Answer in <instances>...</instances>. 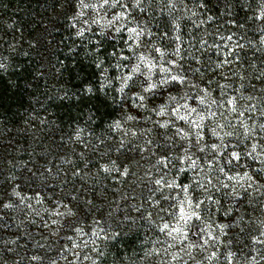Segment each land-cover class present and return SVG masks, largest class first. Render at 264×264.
<instances>
[{"label": "trees", "instance_id": "obj_1", "mask_svg": "<svg viewBox=\"0 0 264 264\" xmlns=\"http://www.w3.org/2000/svg\"><path fill=\"white\" fill-rule=\"evenodd\" d=\"M84 4L0 0V264H264V0Z\"/></svg>", "mask_w": 264, "mask_h": 264}, {"label": "snow or ice", "instance_id": "obj_2", "mask_svg": "<svg viewBox=\"0 0 264 264\" xmlns=\"http://www.w3.org/2000/svg\"><path fill=\"white\" fill-rule=\"evenodd\" d=\"M109 2V0H103V3L104 4H107ZM117 2H119V0H117ZM81 4H83L84 5V7H88V5L87 4H84V0H81ZM116 19H119V17H116ZM117 30H119V29H117ZM130 31L131 32H135L136 30L135 29H130ZM144 59V57H141V60H143ZM139 70V66H137L135 69H134V71H138ZM162 71H164V69H162ZM127 79H131V77H127ZM179 78L178 77H176V76H173L172 77V80H178ZM180 82H182V81H180ZM160 83H167V81L166 80H162ZM157 87V85H155V84H148V86L145 88V91L147 92V91H150V90H152V89H154V88H156ZM121 90H123V89H121ZM139 99L140 100H143L144 99V97H139ZM201 103H203V100H201ZM228 103H230V104H232V103H234V100H230V101H228ZM192 111H195V109H192ZM233 111H235V108H233ZM161 114H163V112H161ZM181 119H187V117H180ZM129 119H131V117H129ZM117 126H119V125H117ZM213 147H215V145H213ZM255 147V146H254ZM233 156L236 158V159H238L239 158V155L237 154V153H233ZM195 162H193V164H194ZM106 171H107V168L105 169ZM125 174H127V169H125ZM245 176H247V174H245ZM156 183L157 184H159V183H161V181H156ZM169 186H171V185H169ZM184 191H187V186H185V188L183 189ZM189 203V207H191V202L189 201L188 202ZM8 205H6V207H7ZM196 207H199V204H197L196 205ZM179 214H180V219L181 220H183L185 223H187L189 220H191L193 217H196L197 219H199V217L197 216V214L195 213V212H191L190 214L189 213H186L185 212V209H184V207L183 206H181L180 208H179ZM169 228V225L168 224H164L163 225V227H162V229H161V231H164V230H166V229H168ZM181 231V229L180 228H174V229H172L171 231H169L168 232V235L169 236H171L172 235V233L173 232H180ZM205 243H207V241H205ZM213 255H215V254H213ZM33 259H36L35 257L33 258Z\"/></svg>", "mask_w": 264, "mask_h": 264}, {"label": "rangeland", "instance_id": "obj_3", "mask_svg": "<svg viewBox=\"0 0 264 264\" xmlns=\"http://www.w3.org/2000/svg\"><path fill=\"white\" fill-rule=\"evenodd\" d=\"M101 14H102V23L104 25L110 27L111 26V23H112L111 22L110 15L106 14V11H103ZM1 60H3V59L1 58ZM172 74H173V72L170 73L169 70H165V69H164V71L159 70V71H157L155 73L153 72V75L154 76H152V74H151L149 76V79L151 80V82H153L156 85V82H157L158 78H159V80L162 79V80H166L168 82V81H170V79H171L170 77L172 76ZM144 93H146V91H144ZM172 94H173L172 95V98H171L172 99V102L169 103V106L170 105H177L178 108L179 107H182V111L184 110L185 112H187V107H186L187 105H186V103L179 102L180 98L176 95L175 92H173ZM145 183H148V180L147 179H145ZM191 212H194V210L192 208H190V207L187 208L186 213H189L190 214ZM177 225L180 227L181 230H183V231L186 230V227L187 226L185 225V222L181 221V223H180V221H179L177 223ZM185 239H186L185 237L184 238H181L180 239V242L184 241Z\"/></svg>", "mask_w": 264, "mask_h": 264}]
</instances>
